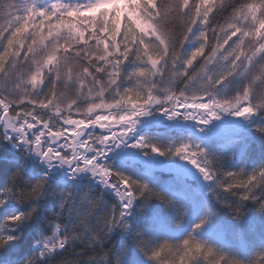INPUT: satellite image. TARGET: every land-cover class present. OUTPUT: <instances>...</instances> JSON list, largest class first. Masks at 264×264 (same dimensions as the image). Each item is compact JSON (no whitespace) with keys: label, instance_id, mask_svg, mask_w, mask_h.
Wrapping results in <instances>:
<instances>
[{"label":"clouds","instance_id":"9594fccd","mask_svg":"<svg viewBox=\"0 0 264 264\" xmlns=\"http://www.w3.org/2000/svg\"><path fill=\"white\" fill-rule=\"evenodd\" d=\"M12 4L0 0V142L34 159L43 174L28 180L16 167L0 182V207L24 208L0 218V249L18 240L40 202L51 199L55 212L43 218L50 234L19 264L57 256L56 264H124L127 242L147 259L151 249L169 245L157 260L149 259L152 264H264V249L244 260L191 234L145 246L130 223L136 202L137 213L152 200L172 210L175 202L106 162L150 112L205 126L221 114L264 121V0H55L36 9L40 22L33 24L12 16ZM99 5L97 15L82 14ZM186 44L192 45L188 52ZM254 130L264 137V123ZM152 145L145 155L190 165L236 223L249 204L264 217V163L225 169L222 157L198 144H181L188 145L183 155L175 153L181 145L168 155ZM54 169L66 175L58 188L51 185ZM81 177L99 191L77 187ZM129 181L146 185L152 195L129 199ZM206 222L207 210L193 230ZM118 231L119 244L112 240Z\"/></svg>","mask_w":264,"mask_h":264},{"label":"trees","instance_id":"16d2710c","mask_svg":"<svg viewBox=\"0 0 264 264\" xmlns=\"http://www.w3.org/2000/svg\"><path fill=\"white\" fill-rule=\"evenodd\" d=\"M52 2L55 0H12L13 5L17 8V14H23L25 5H32L39 10L46 9ZM61 2L79 4L84 0H61ZM191 47L192 45L186 44L184 51H190ZM261 123L264 121L255 118L252 123L243 127L239 135L231 136L227 140L216 139L208 142L206 145L208 153L222 157L225 169L244 167L251 170L264 163V137L259 136L254 130L255 126ZM143 136L148 139V143L158 146L161 150L174 148L183 143L199 141L190 131L182 128L174 130L164 122L152 125L143 133ZM165 157L172 159L169 156ZM107 163L111 164L113 170L147 183L149 187L175 202V209L172 210L165 208L160 202L152 200L142 213L136 212L135 207L140 204L139 201L136 202L133 209L135 222L132 227L142 233L149 246H155L164 241L178 242L191 234L197 240L206 241L223 252L233 251L247 260L255 249L252 223H256L259 227L258 237L264 249V217H260L255 212L253 205H246L240 223H236L227 209L221 208L212 199L209 192L207 195H203L197 186L187 179L159 172L149 176L140 165L119 163L113 159L108 160ZM16 167H21L24 170L28 180H33L43 173V169L36 161L21 157L19 152L14 153L8 144L0 142V182H3ZM56 179L57 177L51 178L53 188L61 186V183ZM20 186L25 187L23 183ZM82 186L93 187L91 184L87 185L86 180H82ZM93 191L94 193L99 191L98 186L93 187ZM104 198L109 203L114 202L110 193H106ZM23 210V207L14 203L7 204L6 207H0V218L11 212L16 213ZM206 210L207 222L203 223L198 231H194V225L201 222L205 217ZM54 212V201L51 199L41 201L36 219L19 232L20 238L6 248L0 249V264H19L26 257L33 255L34 244L48 236L51 231L43 218H50ZM16 234L13 233V235ZM121 239L123 236L119 231L112 236V240L117 244ZM144 257L131 242H127L124 264H131L130 260H133V264H144ZM59 258L57 256L50 261H42L41 264H56Z\"/></svg>","mask_w":264,"mask_h":264},{"label":"rangeland","instance_id":"374dc122","mask_svg":"<svg viewBox=\"0 0 264 264\" xmlns=\"http://www.w3.org/2000/svg\"><path fill=\"white\" fill-rule=\"evenodd\" d=\"M180 111H183V109H180ZM232 118L235 120V122L233 124H229L223 128L215 129V128L210 127V126L197 125L193 121H184L181 118L168 119L164 115H160L158 113L152 114L150 112L149 115L141 117L139 119L140 121H144V122L137 124V127L134 130V133L128 138L127 142L125 144L119 146L118 148H115L114 151L110 152L107 161L110 159H113L119 163H131V164L137 163L131 159L124 158V156L122 155L124 152L129 151V152H131V154L133 156H135V157L141 156L145 159V163H141V164L137 163V164L142 166L145 169V172L147 174H151L152 172L154 173L156 171L154 168L155 164L157 165L158 171H164L165 167H173L176 170L184 169L187 171L194 172L195 170L193 168H191L190 165L181 161L179 158L167 159L165 156L145 155L144 150H142L140 148H132L129 145L132 143H135L139 140H143L146 143H148V139L145 136H143V133L145 131H147L149 129V127H151L152 125H156L159 122H164V123H167L172 129L182 128V129L188 130L191 133H193L199 139L198 142L183 143V144H193V145L198 144L199 146H201L207 150V147H206L207 142L205 140V134L207 132H211L212 134L218 135V137H220L221 139H224V138L229 137V136L238 135L240 133V131L242 130L243 126L248 125L254 121V118L251 121H244L242 119H237L234 116H231L228 114H221L219 116V118L216 120L228 122ZM139 132H143V133L139 135L138 134ZM172 173H174V172H172ZM52 175H58L59 178L57 179V182H59L61 184H63L66 181V175L63 173V171L54 169L51 172L50 176L52 177ZM82 180H86L87 185L91 184L87 179H85L84 177H81L78 181L77 187L82 186ZM205 185H206V191H204L203 188L198 185L200 190L203 193H207L209 191V185L206 183H205ZM12 214H15V212H11V213L7 214L6 216L12 215ZM134 221H135V214L133 213L132 216L130 217V223L132 226H133ZM252 228H253L252 238H253V243L255 246V249L252 252V254H253V253L263 249V247H262L260 240H259V237H258V233H259L258 225L256 223H252ZM199 241H201V240H199ZM37 245H38V243L33 246V249H32L33 254L37 251ZM216 249H218L222 253L235 255L238 258L243 259L240 255H238L237 253H235L233 251L232 252H223L219 248H216ZM144 258H145L144 264H152V262L149 259H147L146 257H144ZM130 263L133 264L134 263L133 260H130ZM141 264H143V263H141Z\"/></svg>","mask_w":264,"mask_h":264},{"label":"snow or ice","instance_id":"6c2138e0","mask_svg":"<svg viewBox=\"0 0 264 264\" xmlns=\"http://www.w3.org/2000/svg\"><path fill=\"white\" fill-rule=\"evenodd\" d=\"M102 7H103V5H99L98 7L90 8L89 10H87L86 12H84L82 14H84V15H97L100 8H102ZM10 11H11L12 16L20 18L21 23H23L25 21L29 24L40 22V13L32 5H25L23 8V14H17V8L13 4H12ZM13 27H15V24H10L9 30L11 31ZM237 63H239V61H237ZM165 107H166V105H165ZM177 107H180V106L178 105ZM174 115H175V113H174ZM171 118L172 117H169V119H171ZM190 118L191 117H187V116L185 117V119H190ZM213 118H215V117H213ZM205 123H207V121H205ZM134 147L140 148V149L144 150L145 152L153 150V145L150 143H145V141H143V140L139 144L134 145ZM187 150H188V145H181V146L175 148V153L177 155H183L186 153ZM170 152H171V148L164 150L165 155L170 154ZM185 158H187V157L185 156ZM125 179L126 178H121L120 183L122 185L125 183ZM127 190L129 192H131V196L129 197V199H132V198H135L139 195H144V194L152 195V193L149 191V189L147 188L146 185H143V184L136 185L130 181L128 182ZM144 244H145V246H148L147 241H145ZM189 244H191L190 239L185 241L186 246H188ZM192 247H194L197 252H200L201 248H202V246L198 245V244H192ZM168 248H169V245L162 244L160 246V248H158V249H151L150 254L149 253H145V254L148 256V258L150 260L155 261L161 255V252L166 251ZM141 250L143 251L144 249L142 248ZM211 254H213V251L211 249H207L206 255H211ZM222 259L223 258H221V260ZM218 264H220L219 261H218Z\"/></svg>","mask_w":264,"mask_h":264},{"label":"bare ground","instance_id":"6f19581e","mask_svg":"<svg viewBox=\"0 0 264 264\" xmlns=\"http://www.w3.org/2000/svg\"><path fill=\"white\" fill-rule=\"evenodd\" d=\"M142 122H144V121H140L139 120L137 124L142 123ZM234 122H235V120L233 118L230 121H228V122L212 120L206 126H210V127H213L215 129H217V128L226 127L227 125L233 124ZM122 155L124 156V158L131 159L134 162H137V163H140V164L141 163H145V159L143 157H141V156H136L135 157L129 151L124 152ZM164 171L165 172H174V174L181 175L183 177H188L191 180L195 181L200 187H202L204 191H206L205 182L202 180L201 176L195 171L191 172V171H187V170H184V169L176 170L173 167H165Z\"/></svg>","mask_w":264,"mask_h":264},{"label":"water","instance_id":"95a60500","mask_svg":"<svg viewBox=\"0 0 264 264\" xmlns=\"http://www.w3.org/2000/svg\"><path fill=\"white\" fill-rule=\"evenodd\" d=\"M216 137H217L216 135H213V134H211V133H207V134H206V139H207V140H214V139H216ZM156 167H157V165L155 164V165H154V168H156Z\"/></svg>","mask_w":264,"mask_h":264}]
</instances>
